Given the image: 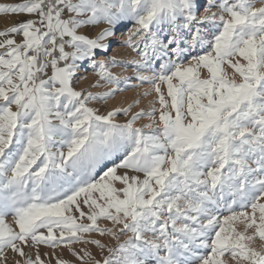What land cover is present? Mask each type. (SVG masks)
I'll return each instance as SVG.
<instances>
[{"label": "snow or ice", "instance_id": "obj_1", "mask_svg": "<svg viewBox=\"0 0 264 264\" xmlns=\"http://www.w3.org/2000/svg\"><path fill=\"white\" fill-rule=\"evenodd\" d=\"M0 14L25 17L0 30V264H47L41 246L80 264H264V0H11ZM128 23L154 99L102 113L92 104L129 78L97 57ZM85 65L106 91L77 90Z\"/></svg>", "mask_w": 264, "mask_h": 264}, {"label": "rangeland", "instance_id": "obj_2", "mask_svg": "<svg viewBox=\"0 0 264 264\" xmlns=\"http://www.w3.org/2000/svg\"><path fill=\"white\" fill-rule=\"evenodd\" d=\"M0 2H11V0H0ZM3 18V19H2ZM25 17L15 16V15H6L0 14V30H4L7 27L13 25L17 20L24 19ZM9 22V23H8ZM132 28V24L128 23L127 25L121 26L116 31V35L110 38V47L106 53H101L97 59H107L109 57H115L117 61L121 62L118 66L111 69L113 74L123 77H128V85L126 86L123 82L120 87L124 88V91L117 92L111 99L107 101H101L98 103H93L92 106L100 110L102 113L115 108V107H127L128 104L133 103L135 100L139 99L140 103L136 104L132 111H139L141 108L147 110L150 107V101L154 99V94L149 96H143L145 90L150 86L148 84H140L136 80V72L134 67L130 64V61L135 58L136 54L131 51L125 44L124 41L127 39L129 30ZM83 77V78H82ZM97 82V77L94 74L93 70L85 65L84 68L77 75L76 82L74 86L77 90L84 89L91 92H103L107 90L106 86L100 88L92 87L93 84ZM102 85L104 82H100ZM126 119L123 115L117 117L118 122H123ZM147 119L141 120L138 124L147 123ZM10 219V218H9ZM103 223V222H102ZM92 238L100 239L102 243L106 245H114L115 241L111 240L108 237H100L98 234H90ZM74 248L79 249L80 247H87L92 254L99 259L100 250L97 249L94 245H73ZM40 252L47 253L48 255L43 256L47 264H55V259L57 257L62 258L68 261V264H80V262L71 255L67 248H57L55 250L41 246ZM54 253V255H53ZM106 254V253H104ZM17 257L14 256L11 252L8 253V264H13L14 260Z\"/></svg>", "mask_w": 264, "mask_h": 264}, {"label": "bare ground", "instance_id": "obj_3", "mask_svg": "<svg viewBox=\"0 0 264 264\" xmlns=\"http://www.w3.org/2000/svg\"><path fill=\"white\" fill-rule=\"evenodd\" d=\"M3 19V18H2ZM1 21V20H0ZM9 23V22H8ZM26 251H28L27 249H26Z\"/></svg>", "mask_w": 264, "mask_h": 264}]
</instances>
